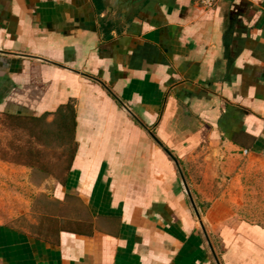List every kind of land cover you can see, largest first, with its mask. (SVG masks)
Returning <instances> with one entry per match:
<instances>
[{
    "label": "crops",
    "instance_id": "1",
    "mask_svg": "<svg viewBox=\"0 0 264 264\" xmlns=\"http://www.w3.org/2000/svg\"><path fill=\"white\" fill-rule=\"evenodd\" d=\"M102 2L0 0V112L75 144L67 210L0 218V264H264V0Z\"/></svg>",
    "mask_w": 264,
    "mask_h": 264
},
{
    "label": "rangeland",
    "instance_id": "2",
    "mask_svg": "<svg viewBox=\"0 0 264 264\" xmlns=\"http://www.w3.org/2000/svg\"><path fill=\"white\" fill-rule=\"evenodd\" d=\"M64 116V117H63ZM72 122L68 112L54 117L0 112V218L29 229L43 220L54 228L51 217L67 210L53 197V187L63 182L74 151ZM8 177V179H6ZM258 177V178H256ZM245 187L247 217L264 223V183L261 176ZM247 214V213H246ZM48 216V217H47Z\"/></svg>",
    "mask_w": 264,
    "mask_h": 264
},
{
    "label": "water",
    "instance_id": "3",
    "mask_svg": "<svg viewBox=\"0 0 264 264\" xmlns=\"http://www.w3.org/2000/svg\"><path fill=\"white\" fill-rule=\"evenodd\" d=\"M112 5H121L123 6V10L124 11H128L132 6H134L135 4L144 2L145 0H110ZM187 187V185H186ZM188 190V188H187ZM199 216V214H198Z\"/></svg>",
    "mask_w": 264,
    "mask_h": 264
},
{
    "label": "built area",
    "instance_id": "4",
    "mask_svg": "<svg viewBox=\"0 0 264 264\" xmlns=\"http://www.w3.org/2000/svg\"><path fill=\"white\" fill-rule=\"evenodd\" d=\"M198 2L206 8H211L215 5L217 0H198Z\"/></svg>",
    "mask_w": 264,
    "mask_h": 264
},
{
    "label": "trees",
    "instance_id": "5",
    "mask_svg": "<svg viewBox=\"0 0 264 264\" xmlns=\"http://www.w3.org/2000/svg\"><path fill=\"white\" fill-rule=\"evenodd\" d=\"M99 6H101L102 7V0H94ZM101 9V8H100ZM110 24H111V22H108V21H105L104 19H102V26H103V28L106 26V27H108V26H110Z\"/></svg>",
    "mask_w": 264,
    "mask_h": 264
}]
</instances>
